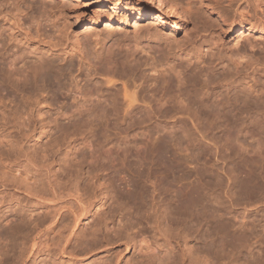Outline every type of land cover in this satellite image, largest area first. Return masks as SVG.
<instances>
[{"label": "rangeland", "instance_id": "rangeland-1", "mask_svg": "<svg viewBox=\"0 0 264 264\" xmlns=\"http://www.w3.org/2000/svg\"><path fill=\"white\" fill-rule=\"evenodd\" d=\"M195 1L197 14L172 35L171 27L149 18L137 31L131 20L108 31L103 27L98 15L135 14L140 0H0V43L10 55L4 60L15 61L9 71L20 78H10L0 65V264H149L133 242L126 247L141 231L157 237L161 260L151 264H181L182 251L166 244L163 236L170 231L159 221L166 216L163 208L174 219L177 208L184 210L188 198L190 203L197 197L210 223L201 233L191 230L214 238L235 227L252 239L241 243V261L225 263L264 264V204L246 196L259 185L256 176L264 167V34L245 36L237 29H264V0ZM216 2L226 9L227 21L212 9ZM93 17L100 23L87 32ZM209 30L216 31L219 45L197 50L195 41ZM80 56L98 73L78 74ZM108 73L118 80L116 90L125 82L130 93L136 90L134 107L126 110L122 91L116 97L106 91L102 80ZM203 96L208 102L219 96L224 104L217 109ZM201 99L213 109L199 108ZM143 173L149 175L142 179ZM26 176L35 195L14 181ZM69 181L86 191L87 210L68 243L75 255L62 256L57 246L72 221L64 205L53 232L31 251L25 238L36 225L46 229L53 214L43 200L65 201ZM24 248L28 252L20 256Z\"/></svg>", "mask_w": 264, "mask_h": 264}, {"label": "bare ground", "instance_id": "bare-ground-1", "mask_svg": "<svg viewBox=\"0 0 264 264\" xmlns=\"http://www.w3.org/2000/svg\"><path fill=\"white\" fill-rule=\"evenodd\" d=\"M140 5H139V11L137 10V12L135 13V14H131V15H128L127 14V11H125L126 12V14H125V16L124 17H120V16H118L117 15V13H116V15L114 14V13H108V14H100V15H98V18H100V19H104V24H103V27L104 28H107V31H108V28H109V30H110V28H112V26L113 25H119V26H127L128 24H129V22H130V20L131 21H133V23H132V26H133V28H134V31H137L136 29H137V27L139 26V22H142V21H144V20H146V19H152V20H154L155 22H157V23H161L162 24V26L166 29V28H172L171 29V33L170 34H172L173 35V33H175V32H178V31H180L182 28H184L185 26H187V24H188V21H187V17L188 16H191L192 14H197L196 12L198 11L197 10V3H196V1L195 0H140ZM217 7V8H216ZM114 8H118L117 6H115ZM138 9V8H137ZM212 9L213 10H215L216 9V11L218 10V17H219V19L221 20V21H223V22H225V21H227L226 19H225V14H226V9L225 8H222V7H220V5H219V3H215V5H212ZM103 16V17H102ZM118 16V17H117ZM74 17H77L76 15L74 16ZM120 17V18H119ZM255 17H257V18H259L258 16H255ZM256 18V19H257ZM100 23V21L98 20V19H96V18H92V19H90V21H89V23H88V26H87V28L88 29H86L87 30V32H89V30L90 29H92V27L91 26H96V25H98ZM258 24V23H257ZM237 28V27H236ZM238 30H239V32H240V34L242 35H245V36H249L251 33H254V32H261L262 34H264V29L262 28V29H260L259 27H257L255 24H252V25H248V26H240L239 28H237ZM207 29H205V31H206ZM204 31V32H205ZM208 32H210V34L208 35V36H206L203 32L201 33V34H204V36H202L201 35V39L204 37L205 39H204V41L202 42L201 41V39H198L197 41H195V45H193V46H195V48L197 49V50H203V48H205V46H208V47H210V46H218L217 45V41H215V38H214V36L216 35V31H214V30H209ZM200 36V35H199ZM246 40H249V38H246ZM205 45V46H204ZM251 45V44H250ZM207 47V48H208ZM70 48V47H69ZM71 48H72V45H71ZM211 48V50H212V47H210ZM214 48V47H213ZM72 50H75L74 49V47H73V49ZM7 52V49L0 43V65H4L7 69H8V71L10 70V69H12V65L14 64V62L15 61H9V62H5V60H7V59H5L4 57H6L7 56V58L10 56L9 54H7L6 53ZM72 52V51H71ZM69 53V52H68ZM195 54V53H194ZM201 54V53H200ZM203 54V53H202ZM82 55V54H81ZM84 57V56H83ZM82 56H80V62H79V67H78V70H77V73L79 74V72H82V71H84V70H87L89 73L90 72H95V73H98L97 72V70L96 69H93L92 70V68L93 67H95L94 65L95 64H91L90 63V61H87L85 58H83ZM100 57V56H99ZM5 59V60H4ZM63 59V58H62ZM96 59H99V58H97L96 57ZM3 60H4V62H3ZM66 60V59H65ZM78 60H79V58H78ZM106 61H107V59H106ZM111 61V60H110ZM62 62H63V60H62ZM67 62V61H66ZM47 63H51V62H47ZM88 63V64H87ZM111 63V62H110ZM48 64V65H49ZM60 64H62L61 63V61H60ZM85 64L87 65V66H85ZM112 65H113V61H112V63H111ZM47 65V66H48ZM51 66H53L52 64H50ZM108 65V64H107ZM2 66H0V70H1V67ZM40 67L39 69H40V71H41V69L43 68V69H45V68H48V67ZM110 67V66H109ZM112 67V66H111ZM108 68V67H107ZM130 68V67H129ZM133 68V67H132ZM54 68L52 67H50V70H53ZM57 69H59V68H57ZM56 69V70H57ZM176 69V68H175ZM174 69V70H175ZM2 70H3V67H2ZM1 70V71H2ZM107 70V69H106ZM105 70V71H106ZM119 70V69H118ZM176 70H178V69H176ZM175 70V71H176ZM192 70V69H191ZM47 71V70H46ZM53 71H55V69L53 70ZM58 71V70H57ZM61 71V70H60ZM69 71V70H68ZM42 72H45V70L44 71H42ZM48 72V71H47ZM144 72V71H143ZM179 72V71H178ZM182 72H184V71H182ZM194 72V71H193ZM192 72V73H193ZM9 77L11 78L12 76H14V78L16 79V80H18V79H20V78H18L15 74H12L10 71H9ZM36 73V72H35ZM51 73V72H50ZM53 73V72H52ZM57 73V72H56ZM72 73V71L70 70V72H69V74H71ZM113 73V72H112ZM114 73H115V70H114ZM142 73V72H141ZM190 73V72H189ZM2 74H4V73H2ZM2 74H1V76H2ZM37 74V73H36ZM46 74V73H45ZM58 74H59V71H58ZM57 74V75H58ZM69 74H68V77H70L69 76ZM123 74V73H122ZM179 75L181 74V71L178 73ZM61 76H63V73L61 72V74H60ZM74 75V74H73ZM90 74H88V76H89ZM107 75H109V73L107 74ZM187 75V74H186ZM196 75H198V73H196L194 76H195V78H196ZM16 76V77H15ZM34 76H35V74H34ZM33 76V77H34ZM43 76H45V75H43ZM43 76H42V78H43ZM47 76V75H46ZM76 76V75H75ZM95 76V75H94ZM111 76H113L112 74H111ZM110 75L109 76H105L106 77V79H103L104 77H102V76H99V77H102V83L103 84H105V86L106 85H108V87H107V89H106V91L108 92V93H110V94H112L113 96L115 95V97L116 96H118V95H116V94H119L121 91L123 92V97H124V101H125V103H127V105H126V110H128V109H131V107H134V104H135V102H136V97H135V91L133 92V94L132 93H130V87L128 88V86H126L125 84H127L126 82L125 83H123L122 84V86H121V83L120 84H118V85H120L121 86V88H119L118 86H117V88H119V89H115L114 88V86H115V83L118 81V80H115L114 78H116V77H111ZM188 76V75H187ZM189 76H190V74H189ZM208 76V75H207ZM54 77H55V75H54ZM58 78H59V76H57ZM119 77V76H118ZM199 77V76H198ZM62 78V77H61ZM78 77H76V79H77ZM120 78L122 79V76H120ZM192 78V77H191ZM204 78V77H203ZM72 79H73V77H72ZM118 79V78H117ZM199 79V78H198ZM35 81H36V79H34ZM33 80V81H34ZM44 80H46V79H44ZM75 80V79H74ZM206 80H208V79H206ZM206 80H205V82H206ZM35 81H34V83H35ZM60 81V80H59ZM62 81V80H61ZM63 81H65V80H63ZM45 83L47 82V81H44ZM79 81H76L75 83V90L78 92V93H80L81 92V86H80V84L78 83ZM203 82V81H202ZM207 82H209V81H207ZM206 82V83H207ZM59 83H62V82H59ZM204 83V82H203ZM117 84V83H116ZM133 84V83H132ZM37 85V84H36ZM65 85V84H64ZM63 85V86H64ZM131 85V84H130ZM139 85V84H138ZM205 85H207V84H205ZM41 86V85H40ZM65 86H67V85H65ZM226 86V85H225ZM33 87H36L35 85L33 86ZM44 87V86H43ZM43 87H41V88H43ZM134 87V86H133ZM224 87V86H223ZM32 88V87H31ZM30 88V89H31ZM113 88L115 89L114 91H113ZM37 89V88H36ZM46 89V88H45ZM134 89H136V87L134 88ZM210 89H211V87H210ZM32 90H33V88H32ZM31 90V91H32ZM42 91H43V89H42ZM88 91H89V89H88ZM209 91V90H208ZM211 91V90H210ZM33 92H34V90H33ZM38 92H40V94H44V93H41V91H38ZM92 92V91H91ZM91 92H89V93H91ZM95 92V91H94ZM132 92V91H131ZM35 93V92H34ZM88 93V92H87ZM96 93H99L98 92V90L96 91ZM137 93V92H136ZM207 93H209V92H207ZM201 94H203V92L201 93ZM213 94V93H212ZM92 95H93V93H92ZM92 95H90V96H92ZM97 95V94H96ZM99 95H101L102 96V93L101 94H99ZM204 95V94H203ZM206 95V94H205ZM208 95H211V93L210 94H208ZM98 96V95H97ZM212 96V95H211ZM220 96V95H219ZM219 96H216V99L214 100V101H211L212 99H213V97H210V98H212L210 101H211V103H210V101L208 102L207 101V96H203V97H205V101H207L208 103H209V105H212V106H214V107H219V106H222V104H224L223 102H224V99L223 100H221V99H219ZM222 97V96H221ZM207 98V99H206ZM214 98H215V96H214ZM202 100V99H201ZM200 100V101H201ZM209 100V99H208ZM200 101H199V103H200ZM206 102V103H207ZM206 103H204V101L202 100L201 101V103H200V107L199 108H208V110H209V108L211 107H209V105L208 104H206ZM136 104H137V102H136ZM143 106V105H142ZM196 106V105H195ZM194 106V107H195ZM198 106H199V104H198ZM128 107V108H127ZM146 108V107H145ZM198 108V107H197ZM212 108V107H211ZM210 108V109H211ZM215 108V109H216ZM220 108V107H219ZM213 109V108H212ZM218 109V108H217ZM200 110V109H199ZM202 110V109H201ZM205 110V109H204ZM207 110V109H206ZM205 110V111H206ZM214 111V110H213ZM127 112V111H126ZM129 112V111H128ZM210 112V111H209ZM216 113V112H215ZM219 113V112H218ZM196 114H198V113H196ZM207 114V113H206ZM210 115V114H209ZM213 115V114H212ZM196 116V115H195ZM198 116V115H197ZM201 116V115H200ZM199 116V117H200ZM127 117V116H126ZM197 118V117H196ZM194 120V119H193ZM195 121V120H194ZM199 121H200V119H199ZM211 122V121H210ZM213 141V140H212ZM213 145V144H212ZM226 148V147H225ZM229 149V148H228ZM214 153V152H213ZM207 154V153H206ZM217 154V153H216ZM166 156V155H165ZM164 156V157H165ZM213 156V155H212ZM211 156V157H212ZM196 157V156H195ZM129 158V157H128ZM166 158V157H165ZM176 158V157H175ZM175 158H173L174 159V162H175ZM216 158V157H215ZM223 158V157H222ZM155 160H156V158H154ZM171 159V158H170ZM177 159V158H176ZM214 159V158H213ZM218 160H219V158H218ZM173 161V160H172ZM171 161V162H172ZM30 162H32V161H30ZM169 162L170 161H167V160H165V161H163V163L162 164H169ZM178 162V161H177ZM224 162V161H223ZM29 163V162H28ZM173 163V162H172ZM209 163H210V161H209ZM208 163V164H209ZM219 163V162H218ZM174 164V163H173ZM207 164V165H208ZM28 165V164H27ZM141 165V164H140ZM214 165V164H213ZM224 165V164H223ZM262 165V164H261ZM260 165V166H261ZM212 166V165H211ZM204 168V167H203ZM261 169V171H259V173H260V175H258V176H256V177H259L260 176V179H256V181H259V185H257L256 184V186H255V188H254V186H253V189H250V188H252V187H250V186H248V185H244V187H245V189L247 190L248 189V187H250L249 188V190H247L246 192L248 193V195L246 194V196H248L249 198H251L252 199V197H254L255 198V196H256V201H254V202H257V205H258V203L259 204H264V177H263V175H264V173H263V171H262V169H264V167L263 166H261L260 167ZM143 169V168H142ZM210 169V168H209ZM27 171V170H26ZM151 171V170H150ZM237 171V170H236ZM29 172V170L27 171V173ZM138 172V171H137ZM26 173V175H29V174H27ZM30 173V172H29ZM149 173V172H148ZM258 173V174H259ZM31 174V173H30ZM89 174H91V173H89ZM144 174V173H143ZM138 175V174H137ZM139 175L140 176H143V175H141V171H139ZM138 175V176H139ZM145 175V174H144ZM149 175V174H148ZM147 175V176H148ZM150 175H151V173H150ZM19 176V175H18ZM139 176V179L141 178ZM146 175H145V177H142V179L143 178H146L147 177ZM236 176V175H235ZM231 177V176H230ZM17 178H19V180L21 179V177H17ZM28 178H30V177H28V176H26V177H24V178H22L20 181L19 180H14V181H17V185L18 184H22L23 185V187L25 188V189H27V190H25V192H27L28 194H30V195H35L34 194V192H33V188H32V185H31V183L30 182H28L29 180H28ZM149 179L151 178V176L150 177H148ZM148 178L146 179L148 182H150V180H148ZM232 179H233V176H232ZM236 179V178H235ZM145 180V179H144ZM145 180V182H147ZM155 180V179H154ZM230 180V179H229ZM18 181L20 182V183H18ZM151 181H152V179H151ZM242 181V180H241ZM144 182V181H143ZM155 182V181H154ZM235 182V181H234ZM246 181H244V182H239V183H245ZM250 183V182H249ZM258 183V182H257ZM240 184V185H241ZM248 184V183H247ZM252 184V183H251ZM22 185H21V187H22ZM230 185V184H229ZM237 185H239V184H237ZM240 185H239V187H240ZM151 186H152V189H153V191H152V193L153 194H156L158 191H157V184L156 183H153V181H152V183H151ZM243 185H241V187H242ZM248 186V187H247ZM23 187L21 188V189H23ZM232 187V186H231ZM244 187H242V188H244ZM247 187V188H246ZM68 188H69V190L68 191H71V193L70 194H68L67 195V199L65 200V201H62V200H60V201H56V200H54V199H45V200H43L44 202H43V205H45L46 207H49V208H51L52 210H53V214L51 215V217H50V219H49V225H46V229H44V230H42L41 228H42V226H43V224L42 225H36L35 226V228H34V232L31 234V235H29V236H27L26 238H25V241L23 242V244L25 245L27 242H29V241H31V243H30V250L31 251H33L34 249H35V247H37V248H39V246L40 245H42L43 244V239H45L46 237H47V235L48 234H50L51 232H53V229H52V227H50L51 225H55L56 223H58L59 222V220H60V218H59V216H61V215H63V205H64V208L66 207V209H67V211H68V214L72 217V221H71V223L65 228V230H67L66 232H64V233H66V234H63V236L61 235V238L58 240L59 241V243H58V247H59V249H60V252H61V254H62V256H68V255H75V254H73L72 253V251L71 250H69V247H68V243L69 242H71V237L73 236V234H74V232H75V230H76V228L79 226V224L81 223V216H82V214H83V212H85L86 210H87V207H86V202H85V196H86V191L84 190V189H82V188H80L79 186H77V184H75V183H73L72 181H69V184H68ZM67 188V189H68ZM245 189H243V191H245ZM205 188H202V190L201 191H203V194H205ZM190 192V191H189ZM198 193H200V192H198ZM196 191L194 192L193 191V194H198ZM190 193H188L187 194V196H190L189 195ZM209 194V193H208ZM236 195V194H235ZM250 195V196H249ZM142 196V195H141ZM197 196H199V195H197ZM192 197H194V195L192 196ZM189 199H191V198H188V202L190 201ZM197 199H200L201 200V198H196V200L194 199H192L193 201H191L190 203H186V207L184 208V210H182V209H178L177 208V210H176V215H178V217H173V216H171V217H173L174 219H172V218H169L168 217V214L169 213H167L168 212V208H166L164 205V207L166 208V209H164L163 208V210H164V213H165V215H163V216H165V218H161V220H163V221H159V223L161 224L162 222H163V224L165 225V227H166V229H167V231L169 232L170 231V233H168V235H166L165 234V236H163L164 234L163 233H161L162 232V230L161 231H159V233H161L160 235H157L158 237L159 236H163V240L166 242V244L167 245H169L170 246V248H172L173 250H176V249H178V250H181L182 251V253H183V261H182V263L181 264H226L225 263V261H226V259H228V260H230L231 259V261L232 260H239V261H241L240 259H242L241 257L243 256V254H244V248L242 247V245H241V243H246V242H248V241H250L251 239H252V237H249V236H246V234H244V233H242L239 229H235V227L234 228H232V230H230L229 232H224L222 235H220V233H217L216 234V236L213 238L212 236H209V235H199L198 234V231H192L191 229L192 228H197L198 230H199V233H201L200 232V230H202L201 228L202 227H204L205 226V224H209L210 223V221L206 218L207 216H205V215H207V213H206V211L205 210H203V211H205V215L203 214H200V210L198 209L199 207H200V203H198L197 202ZM233 199V198H232ZM250 199V200H251ZM64 200V199H63ZM246 200H247V198H246ZM202 201V200H201ZM200 201V202H201ZM241 201V200H240ZM155 202V201H154ZM209 202V201H208ZM248 202V201H247ZM137 203V202H136ZM244 203V202H243ZM243 203H241L242 205H243ZM246 203V202H245ZM250 203V202H249ZM252 203V202H251ZM250 203V204H251ZM163 204H164V202H163ZM248 203H246V205H247ZM254 204H256V203H254ZM253 203H252V205H254ZM246 205H244V206H246ZM162 206V207H163ZM161 208V207H160ZM181 208V207H180ZM201 209H203V208H201ZM162 210V211H163ZM172 213V212H171ZM202 213V212H201ZM173 215V214H172ZM170 216V215H169ZM180 216V217H179ZM219 216V218H220V215H218ZM221 218H223V217H221ZM220 218V219H221ZM215 219H218V217L217 218H215ZM228 221H229V219H228ZM179 223H181L182 224V226L181 225H179ZM163 224L161 225V226H163ZM174 224H176V225H178V226H174ZM216 224V223H215ZM135 226H137L136 224H134ZM134 225L132 224L131 225V229L134 227ZM139 226V225H138ZM180 226V227H179ZM227 226V225H226ZM232 226V225H231ZM234 226V225H233ZM232 226V227H233ZM135 229V228H134ZM161 229V228H160ZM148 231V230H147ZM208 231H210V230H208ZM218 231V230H217ZM140 232V231H139ZM138 232V233H139ZM142 232V231H141ZM139 233L138 235H137V233H136V235L137 236H135L134 238H132V239H127L126 240V247L128 248V246L130 245V243L132 244V242H133V244H134V246H138L140 249H141V252L143 253V255H144V258L149 262V264H151L150 262H152V259H157V260H161V257L159 256V254L157 253V246H156V244H157V237L156 236H154V237H156V239H154L153 237H152V239H151V236H149L150 235V232H149V234L147 235V234H145L146 232H144V233ZM172 232V233H171ZM148 233V232H147ZM206 233V232H205ZM162 236H161V238H162ZM136 237H138V240H137V238ZM119 240H122L121 238L119 239ZM196 240V242H195V244L194 245H192V247L191 248H189V245H190V243L192 242V241H195ZM106 242V241H105ZM216 243H218V244H216ZM29 244V243H28ZM106 245H108L109 244V241H107L106 243H105ZM212 244H215L214 245V247H211V245ZM27 245V244H26ZM217 246H220L221 248H222V250L221 251H219L220 249H216V247ZM228 247H230L231 249H232V251L231 252H233V254H232V256L229 254V252H227V249L226 248H228ZM36 248V249H37ZM26 252H28V250L27 249H25L24 248V250L20 253V256H25V254L24 253H26ZM220 253H222V254H220ZM212 255H214V256H212ZM19 256V257H20ZM233 257V258H232ZM22 258V257H21ZM225 260V261H224ZM227 260V261H228ZM238 261V262H239ZM227 263H229V261L227 262ZM235 263V262H234ZM230 264V263H229ZM233 264V263H232ZM242 264V263H241Z\"/></svg>", "mask_w": 264, "mask_h": 264}]
</instances>
